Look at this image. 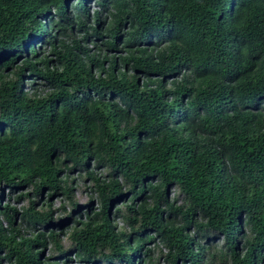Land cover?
Listing matches in <instances>:
<instances>
[{"label":"trees","instance_id":"16d2710c","mask_svg":"<svg viewBox=\"0 0 264 264\" xmlns=\"http://www.w3.org/2000/svg\"><path fill=\"white\" fill-rule=\"evenodd\" d=\"M151 245L264 264V0H0V264Z\"/></svg>","mask_w":264,"mask_h":264},{"label":"rangeland","instance_id":"374dc122","mask_svg":"<svg viewBox=\"0 0 264 264\" xmlns=\"http://www.w3.org/2000/svg\"><path fill=\"white\" fill-rule=\"evenodd\" d=\"M75 4L72 6V9H73V14H74V10H75ZM97 6L94 5V4H90V7H89V10L91 11V13L95 10H97ZM43 46L41 44V46L39 44L35 45L34 46V50H38V49H41ZM49 46H47L46 49H43V51H47ZM29 49V48H28ZM103 53V52H102ZM101 53V54H102ZM39 55H41V52H39ZM34 79V83L32 84H29L31 81L28 79V77L25 78L24 82H23V88L25 90H29V88H31L34 84L36 85V90L37 91H40L42 90V86L40 85L41 84V81L40 80H35L36 78H33ZM38 82V83H37ZM29 85V87H28ZM32 90L29 91V93H31ZM70 178H74L76 179L75 181V184L74 186L76 187V189L74 190V200L76 201L77 205H82L83 207V203L84 202H87V201H91V207L94 208L95 210H98V207H97V202H96V199L95 197L93 196H89V192L88 190L85 188L86 187V184L80 180L78 177H77V174H70L69 175ZM7 190H5V194L7 195ZM172 193V192H171ZM16 195L13 194L11 198L15 197ZM4 200H5V197H4ZM52 203H53V209H56L60 204H66L67 205V200H65L63 197H52ZM11 205H14L15 203H10ZM89 205V203H88ZM18 208V207H16ZM85 208H87V205L83 208V210L81 211L80 213V216H78L77 218L76 217H70V219L72 218L73 221H80V219L84 220L85 217H86V214L88 212V210H86ZM67 209V208H66ZM80 209V208H78ZM77 210V209H76ZM76 213V212H75ZM74 213V214H75ZM59 216L61 217V215L59 214ZM111 218L113 220V223L114 225L117 227V228H122L123 227V222L121 219L117 218L114 216V213L111 212ZM245 232V231H244ZM62 241H65V238L62 237ZM221 243V240L220 242ZM222 245V243H221ZM151 248H152V251H154V255H152V257L150 258V262L147 263L145 262L144 260L141 261V264H167L166 261H165V258L163 257V253H166V250H161L158 251V247H154L151 245ZM44 253L45 256H49L50 255V251H49V248H46L45 250L42 251ZM74 254H72L73 256ZM78 261L74 260V259H71V264H77ZM177 264H182V261L181 260H178L177 261Z\"/></svg>","mask_w":264,"mask_h":264},{"label":"clouds","instance_id":"9594fccd","mask_svg":"<svg viewBox=\"0 0 264 264\" xmlns=\"http://www.w3.org/2000/svg\"><path fill=\"white\" fill-rule=\"evenodd\" d=\"M77 0H74V2H76ZM68 8V10L71 12V13H73L72 11H73V9H72V6L70 5V6H68L67 7ZM48 21V20H47ZM42 41H35L34 43H33V45L35 46V45H37V44H39L40 46H41V44H42V46H43V43H41Z\"/></svg>","mask_w":264,"mask_h":264}]
</instances>
